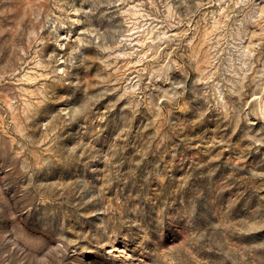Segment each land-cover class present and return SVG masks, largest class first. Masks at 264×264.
I'll return each instance as SVG.
<instances>
[{
    "label": "rangeland",
    "instance_id": "rangeland-1",
    "mask_svg": "<svg viewBox=\"0 0 264 264\" xmlns=\"http://www.w3.org/2000/svg\"><path fill=\"white\" fill-rule=\"evenodd\" d=\"M0 264H264V0H0Z\"/></svg>",
    "mask_w": 264,
    "mask_h": 264
}]
</instances>
